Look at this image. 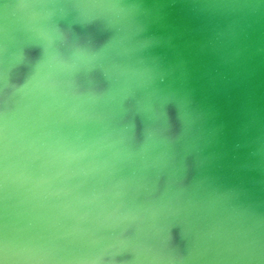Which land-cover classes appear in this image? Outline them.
<instances>
[{
    "label": "water",
    "instance_id": "obj_1",
    "mask_svg": "<svg viewBox=\"0 0 264 264\" xmlns=\"http://www.w3.org/2000/svg\"><path fill=\"white\" fill-rule=\"evenodd\" d=\"M0 264H264V0H0Z\"/></svg>",
    "mask_w": 264,
    "mask_h": 264
}]
</instances>
